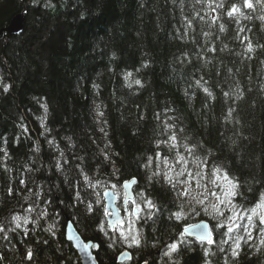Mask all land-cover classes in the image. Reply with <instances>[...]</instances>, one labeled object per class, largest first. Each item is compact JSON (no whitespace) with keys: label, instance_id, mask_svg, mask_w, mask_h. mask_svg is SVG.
I'll list each match as a JSON object with an SVG mask.
<instances>
[{"label":"trees","instance_id":"obj_1","mask_svg":"<svg viewBox=\"0 0 264 264\" xmlns=\"http://www.w3.org/2000/svg\"><path fill=\"white\" fill-rule=\"evenodd\" d=\"M29 1L0 0V30ZM223 2L212 13L196 0H39L27 6L22 34H2L0 223L20 216L21 227L0 240V264H82L66 238L69 220L85 241L99 244L100 264H118L127 248L133 259L125 264H264L258 233L241 241L237 258L232 241L221 244L227 227L213 219L215 244L185 237L194 222L183 217L176 186L153 175L159 159L174 162L177 155L160 143L167 120L176 125L180 154L188 157L186 144L199 157L177 169L226 172L240 184L242 195L233 201L241 216L264 197V6L228 17L229 6L243 0ZM133 179L142 210L122 230H111L103 193L122 197ZM137 231L141 244L130 247L121 233L130 238ZM173 243L178 249L167 255Z\"/></svg>","mask_w":264,"mask_h":264},{"label":"snow or ice","instance_id":"obj_2","mask_svg":"<svg viewBox=\"0 0 264 264\" xmlns=\"http://www.w3.org/2000/svg\"><path fill=\"white\" fill-rule=\"evenodd\" d=\"M173 2H175V0H173ZM33 3H39V0H33ZM196 3L198 4H206L208 9L210 10V12L212 13H217L218 9H223L224 8V2L223 0H220L219 3L216 2V0H196ZM257 4H260L262 6H264V0H243L242 5H237V4H232L229 6V9L227 11V16L228 17H234L236 14H241L243 15L242 12V8H247V9H251L254 10L255 6ZM45 7H54L51 4H45ZM197 16H200V13L197 12L196 13ZM201 19H203V16L200 17ZM218 15L216 17H213V20L217 19ZM246 19L249 17H245ZM187 19V18H185ZM260 19L264 20V16L260 17ZM188 25H191V21L188 22ZM244 29L241 28L240 31H243ZM221 31H223V26H221ZM245 39H247V37H245ZM262 47H264V45H262ZM215 50V49H213ZM248 50L251 51L252 50V45L249 42L248 45ZM129 75H131L129 73ZM135 83L139 84L140 81L137 80L135 81ZM199 83V82H197ZM8 86L4 87V90L7 91ZM205 92H208V89L205 88L204 89ZM209 95H211V93H208ZM225 96L228 95V93H224ZM102 114V113H101ZM157 118H159V114H157ZM171 119V118H169ZM176 125L175 123H168L167 120L165 121L164 124V135L166 136V139H162L160 143H163L166 147H168L169 151H171L172 149L176 150L177 155L173 158L174 159V163H172L171 165H168V158L167 156H165L164 158V163L165 165H168V172H165L164 178L170 183L172 184L173 187L176 186L175 182H174V178L171 175L172 172H175L176 177H181V176H185L187 177V179L184 181V183L189 184V186L191 185L192 181H197V183L199 184L201 180H204L207 178V174L203 171H199V172H194L191 169H186V168H181L179 171L176 170V165H180V164H187L188 161V157H192V162L195 165L197 163V161L199 160V157L194 156V148L193 147H189L188 145H184L185 151L188 153V157L184 156L183 154H180L179 152V144L177 142V134L175 131ZM181 133L183 132V129L181 128L179 130ZM157 148H159V144L157 145ZM7 155V154H5ZM161 153L157 152L156 153V157L157 159L160 158ZM61 156H63V153H61ZM65 163H67V161H64ZM151 162V161H150ZM200 163H203V161H200ZM58 168L62 169V165L57 164ZM206 167V164H205ZM30 171V169H29ZM153 175L155 176H160L161 173L160 172H155L153 173ZM214 175L216 176V179H223L226 180L228 182V186H227V194L231 197L234 198L236 197L238 194L242 195V193L238 192V189L240 188V184L238 181H236L233 178H230L228 176V174L226 172H222V170L220 168H215L214 169ZM199 178V179H198ZM85 179L87 180L88 177L85 176ZM151 179V177L149 178ZM215 184V180L212 181ZM20 184L24 185L25 184V180L23 178L20 179ZM92 185L89 184V187H91ZM203 187H207L206 185H203ZM31 191V190H29ZM8 194L11 195L12 194V189L9 188L8 189ZM37 196H40V193L37 192L36 193ZM184 195H187V191L184 193ZM211 195H215V193H211ZM25 199H28V197H25ZM75 199L79 202V203H84V199L80 196L79 192H77ZM143 199V197H142ZM133 203H136L135 200H133ZM144 203L150 208H156V205L151 201V200H144ZM199 203H203V200L199 201ZM221 203H223V201H221ZM228 203H232V200L229 199ZM215 207V205L213 206ZM238 205H234L233 209H231L230 211H232V216L228 217V220L230 221V223H228L227 225H225L224 223H218L217 227H227V231L224 233V235L228 236V240H222L221 244H225L228 243V241H232V244L230 245L231 248V255L233 258H237L240 255V251L241 249V241H244V243H248L249 240L254 239L253 237V231L258 232V234L262 237L260 239V245H264V212L261 211H257V209H264V197L261 198L260 202L257 203L256 208H253L250 210V213H245L244 216H241V213L238 211H235L234 209L237 208ZM34 209H29V211H33ZM136 210L137 211H141V206L140 204H136ZM207 209H205L206 211ZM87 211L91 212L92 211V203L88 202L87 204ZM194 211V210H193ZM221 216L224 215L223 212L219 213ZM41 216H47L48 213L46 210H43L40 213ZM153 215V213H149V217ZM234 217V218H233ZM246 217V223H244L243 221L245 220ZM139 218V217H138ZM12 221H15V227H12ZM12 221H9L7 225H5L4 223H0V240H9V233H15L17 229H19L21 227V217L20 216H14L12 217ZM30 221L25 218L23 220V223L27 224ZM32 223H37L38 221H31ZM117 223H122L121 221H117ZM55 225H49V227L46 229V231L49 232H53ZM200 227L202 229V231L200 233H198V238L199 240L204 243L206 242L209 245L215 244L214 239L212 238V234L210 231H208L206 226H197ZM237 229H242L244 231V233H246V236L244 235H229L230 233H235ZM115 230V229H114ZM27 234V232L25 233ZM54 234V232H53ZM121 236L123 238V240L125 242H129V246L131 247L132 245H135L137 247L140 246L141 244V234L137 231L136 234L131 235V237L129 238V236L124 235L123 233H121ZM98 247V245L96 246ZM170 251L168 253H166L167 255H171L172 252H176L178 249V245L176 243H173L171 245L168 246ZM220 251H224L223 248H220ZM215 253H212V255H214ZM26 258L28 260H32L33 259V252L31 249H28L26 251ZM4 259V257L2 255H0V261H2ZM206 264H210V262H206ZM227 264V262H226Z\"/></svg>","mask_w":264,"mask_h":264},{"label":"water","instance_id":"obj_3","mask_svg":"<svg viewBox=\"0 0 264 264\" xmlns=\"http://www.w3.org/2000/svg\"><path fill=\"white\" fill-rule=\"evenodd\" d=\"M33 3V0H30L28 2L27 6L30 3ZM25 10L13 18L11 21V24L0 30V37H2L4 33H8L10 35L15 34H22V32L25 30ZM137 184V179H133L131 181H126L123 185L124 190V205L125 208L127 205H129L133 200H135V186ZM103 199L104 204L107 211V222L109 225V228L111 230H118L119 226H122L125 222V216L124 215V208L120 207V196L116 191H113L112 189L105 190L103 193ZM135 213L138 214L139 211L135 209ZM117 221H121L122 223H117ZM206 226L208 231L211 232L212 238L214 239V233L212 230V226L210 224L209 220H201L198 223H194L193 225H190L188 227H185L183 232L186 235V237L195 239L197 241H200L198 238V233L202 231L200 227L197 226ZM66 230V238L67 241L72 243L75 250L78 252L82 264H100L97 254L95 253L96 250L99 249V244L95 243L93 241H85L84 237L80 234V232L76 229L75 224L73 221L69 220L67 224ZM201 242V241H200ZM98 245V247H96ZM132 249L127 248L118 257V264H125L130 263V261L133 259V252H131ZM141 264H148L147 262H143Z\"/></svg>","mask_w":264,"mask_h":264},{"label":"rangeland","instance_id":"obj_4","mask_svg":"<svg viewBox=\"0 0 264 264\" xmlns=\"http://www.w3.org/2000/svg\"><path fill=\"white\" fill-rule=\"evenodd\" d=\"M174 163L171 160H168V165H171ZM159 164V172L164 177V173L168 172V165H165L164 158L162 160H158ZM185 168V167H181ZM181 168L176 167V170L179 171ZM187 169V168H186ZM203 171L207 174V178L204 180H201L198 184L197 181H192L191 185L184 183V181L187 179L186 175L181 177H176L175 172H172L171 175L174 178V182L176 183V190L179 197V200L183 202L184 211L183 217L186 220H191L194 223L199 222L202 220L203 217H206L208 220L213 219L214 221H217L218 223L223 222V218L226 217L227 214H230V210L233 209L234 206V198H231L227 194V186L228 182L226 180L216 179V177H213L211 174L207 173L203 168H200L199 166H196V170L194 172ZM183 178V179H182ZM165 179V178H164ZM199 179V178H198ZM215 180V184L212 182ZM203 185H206L207 187H203ZM187 191V195H184V193ZM211 193H215V195H211ZM124 198V193L122 195V201ZM229 199L232 200V203H228ZM203 200V203H199V201ZM223 201V203H221ZM215 205V207H213ZM136 208V203H134L133 209ZM132 209V211H134ZM205 209H207L205 211ZM194 210V211H193ZM257 211L264 212V209H257ZM223 212L224 215L221 216L219 213ZM230 217V216H229ZM129 220L132 221L134 218V214H131L130 217H127ZM193 224V223H192ZM124 225V224H123ZM122 225V226H123ZM118 230H122L121 226ZM258 232L253 231V237H258ZM262 237L260 236V239Z\"/></svg>","mask_w":264,"mask_h":264},{"label":"flooded vegetation","instance_id":"obj_5","mask_svg":"<svg viewBox=\"0 0 264 264\" xmlns=\"http://www.w3.org/2000/svg\"><path fill=\"white\" fill-rule=\"evenodd\" d=\"M120 204H122V208H124V215H126L127 217H130V215L133 213L132 209H133V206H134V203L133 201L127 205V207L125 208V205H124V201L121 200ZM135 216H137L138 214L135 213V210H134V213H133Z\"/></svg>","mask_w":264,"mask_h":264}]
</instances>
